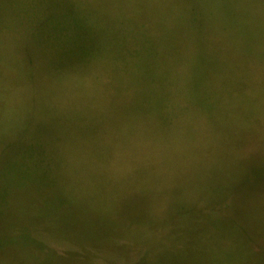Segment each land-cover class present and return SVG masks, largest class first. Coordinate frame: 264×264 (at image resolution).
<instances>
[{
  "label": "rangeland",
  "instance_id": "374dc122",
  "mask_svg": "<svg viewBox=\"0 0 264 264\" xmlns=\"http://www.w3.org/2000/svg\"><path fill=\"white\" fill-rule=\"evenodd\" d=\"M241 1L0 0V264H264V0Z\"/></svg>",
  "mask_w": 264,
  "mask_h": 264
},
{
  "label": "trees",
  "instance_id": "16d2710c",
  "mask_svg": "<svg viewBox=\"0 0 264 264\" xmlns=\"http://www.w3.org/2000/svg\"><path fill=\"white\" fill-rule=\"evenodd\" d=\"M226 2V1H225ZM242 3L244 2L243 0L241 1ZM232 14V13H231ZM229 15V14H228ZM33 15H31V14H25V13H22L21 14V16H20V20L18 21L17 19H12V22H13V24L12 25H14L13 27H12V29H16V30H19V29H17V28H20V26H21V28H23V27H25V30L26 31H29L31 28H29V27H27V23H28V20H29V18H31ZM234 15L232 14V16H225V14H223V17H225V19L227 20V21H229V22H232V23H237V22H233L234 20H235V17H233ZM228 17H230V18H228ZM239 19H238V21H239V23H243L242 22V20L240 19V16H237ZM231 18H232V20H231ZM218 20V23L220 24V19H217ZM213 21H215V20H213ZM212 21V23H209V26H208V28L210 27V29L211 30H213V32L214 33H216V34H218V36L220 37V38H222V34L224 33V31L223 30H221L219 27H217L216 26V24L214 23ZM239 23H237V29L238 30H240V31H243V29H241L240 27H239ZM24 25V26H23ZM55 26H58V25H54V27ZM236 27V26H235ZM234 27V28H235ZM24 31V30H23ZM24 33H25V31H24ZM26 37V36H25ZM24 37H19V39H23ZM19 39H16V38H14V40L15 41H18L19 42ZM225 40H229V35L228 34H226L225 35ZM33 60L34 58L33 57H30V58H28V61L29 60ZM36 59H38V58H36ZM29 64H32V62H30ZM53 69H55L54 70V73L56 74V75H63V73H68L67 71L68 70H71V71H74L72 68H71V66L70 65H68V66H66V67H63V68H57V67H55L54 66V68ZM44 75H46V73H44ZM47 76V75H46ZM156 122H159L158 120H156ZM164 123L166 124V121H164ZM167 125V124H166ZM44 126H47V125H45L44 124ZM49 126V125H48ZM78 129H80L79 127H78ZM50 132H52V131H50ZM50 134H47V136H49ZM45 141V140H44ZM191 144V143H190ZM60 146H61V144H60ZM68 147V146H67ZM69 147H70V145H69ZM68 147V148H69ZM64 148V147H63ZM187 149V148H186ZM188 149H191V147L190 146H188ZM79 155V154H78ZM76 159V158H75ZM78 159V158H77ZM79 174V173H78ZM56 183H52L51 185H48V188L50 187V188H53V190H52V192H51V196H54L55 198H56V201H57V203L58 204H55V205H53V206H49V200H47V198H46V200H44V201H42V204L39 206V208L40 209H42V214H41V216H53V221L54 220H56V219H58V225L57 226H55V230H54V232H56L57 234H66V232H68V233H70V229H71V227H72V224H71V221H72V219H73V213L72 212H70V220L69 221H65L66 219H64V218H61L62 220H60L59 219V216L57 215V211H58V209H59V207H60V205H59V202H60V200L58 199V195L60 194L61 195V193L62 192H64V191H62L63 190V188L66 186L65 184V182H67V179H65L58 171H57V173H56ZM54 193H56V194H58V195H54ZM53 194V195H52ZM235 194H231V195H226L225 197H224V199H222V201H223V203H229V201L232 199V197L234 196ZM43 202L45 203V202H47V205H43ZM213 206H216L215 205V203L213 204ZM52 207V209H50L49 210V208H51ZM243 207L241 208V210L243 211ZM52 210V211H51ZM207 210H208V207L207 208H205V211H202V212H200L201 214L200 215H202L203 217H208V214H207ZM164 212H169V213H167L166 215H165V217L167 216V215H174V213H179V212H172V210H166V211H164ZM196 213V212H195ZM165 217H159L158 218V224H160L162 221H164V224L166 223V221L164 220V218ZM172 218H173V216H172ZM177 252H175V254H176ZM178 257V256H177Z\"/></svg>",
  "mask_w": 264,
  "mask_h": 264
}]
</instances>
